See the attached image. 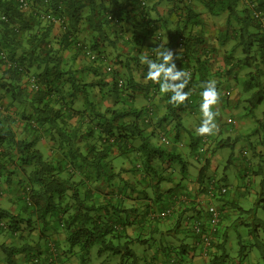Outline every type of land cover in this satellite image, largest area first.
Listing matches in <instances>:
<instances>
[{
	"label": "trees",
	"instance_id": "16d2710c",
	"mask_svg": "<svg viewBox=\"0 0 264 264\" xmlns=\"http://www.w3.org/2000/svg\"><path fill=\"white\" fill-rule=\"evenodd\" d=\"M23 2L30 8L25 9ZM23 2L0 0V198L8 190L6 185L21 175L17 194L21 210L29 215L23 217L0 206V230L16 236L25 227L34 243L6 247L4 263L21 264L17 258L26 253L27 264H87L93 260L96 245L100 264H138L132 244L142 239L127 232L125 226L132 216L124 207L137 191L136 182L113 179L123 172L138 175V186L147 195L148 185L159 191L175 168L185 173V157L194 156L197 163H203L198 181L203 184L208 179L197 197L207 192L210 183L216 184L218 197L225 196L227 191L220 192L217 178L206 177L212 133L198 134L183 118L199 115L200 123L199 93L204 82L214 81L219 90L223 77L237 76L252 66L255 70L244 90L256 91L247 114L264 100V1ZM199 5L214 17V29L207 28L206 21L203 24ZM44 13L58 21L42 19ZM58 29L61 34H56ZM80 33L87 37L81 39ZM120 41L129 45L127 51L119 49ZM105 45L113 49L106 51ZM159 46L161 50L168 47L177 68L191 74L185 88L191 90L190 95L183 103L169 102L170 92H161L158 83L144 79L147 64L140 57L156 59ZM70 50L72 56H67ZM82 55L91 63L79 67L77 58ZM187 134L186 156L177 145ZM234 144L226 137L217 146ZM48 145L52 147L47 150ZM114 152L126 155L130 167L118 168L109 161ZM172 197L177 201L176 193ZM199 205L195 206L197 214L201 213ZM179 210L183 212L181 206ZM179 217L182 226L183 215ZM183 226L197 242L199 236L187 224ZM59 229L63 239L57 236ZM255 246L264 259L263 246L251 245ZM173 248L166 249L161 264L193 261L190 253L199 251L196 246L190 251L191 244ZM246 250L243 245L241 254ZM210 254L208 264H230L226 242L216 240ZM111 256L116 257L112 260Z\"/></svg>",
	"mask_w": 264,
	"mask_h": 264
},
{
	"label": "crops",
	"instance_id": "0c3cea01",
	"mask_svg": "<svg viewBox=\"0 0 264 264\" xmlns=\"http://www.w3.org/2000/svg\"><path fill=\"white\" fill-rule=\"evenodd\" d=\"M171 7H173V4H171ZM167 9H169V7ZM199 11L201 12L200 18L203 19V24L204 21H206V27L214 29V17L208 12H204V9H199ZM219 21L222 23V20ZM258 51H255V55L257 57L259 56ZM258 60L260 61V58ZM254 68L255 66L244 68L238 72L237 76L218 78H222L223 84L218 90V101L214 105V111L216 113V128L211 136L212 145L209 152L210 166L206 173V177L215 176L212 172L216 173L220 164H231L234 161V158L236 157L234 155L235 153L228 155V157L221 155L219 153L220 148L225 146H217L219 142L226 137L233 139L235 142L233 147L237 149V153L239 155L238 157L240 158L239 165L244 169L242 173L239 172V176H247L249 182L254 183V188L248 189V192L242 196L248 201L252 200V203L257 207L258 205L264 203V100L254 109L252 114L255 115V117L251 113L247 114L246 107L250 103L249 99L252 96V93L256 90H244V87L246 86L245 82L253 75L255 70ZM248 72H252L250 76L245 75V73L248 74ZM219 82L221 83V80ZM261 93L264 95V76H261ZM260 105H262L261 109H259ZM46 142L47 141H45V143ZM50 147H52V145H48L47 150ZM177 147L180 152L187 156L188 152L183 150L181 142L177 145ZM117 152H114L113 155V152L110 153L111 156L108 160L118 168H129L130 159L126 155H122ZM185 158L188 160V166L187 169H185V173L182 172L179 167L175 168L173 175L170 176L171 179L169 181H163L160 185L159 191L157 189H154L153 191L151 186L148 185L150 188L147 189V195L145 194L146 191L142 192L138 186L139 183H141L140 176L138 175L134 176L131 173L123 172L120 177L113 179V182L123 178L128 181L136 182L137 191H135L133 196L126 199L124 207L129 209L132 216L129 218V224L125 226L127 232L132 234L134 237L140 236L142 239H136L132 244L133 249L136 250L138 255L136 258L138 260V264H152L155 262L161 264L162 261L166 260L165 252L169 246L174 249L173 247L177 248V246L179 247L182 244H190L193 240L191 234L185 230L183 223L187 224L190 214L196 211L197 195L201 192L203 185L206 184V180L208 179L205 178L203 184L198 181V170L203 163H197L196 160H194V156ZM20 176H15L11 183L6 185L8 191L4 193V196H1L0 206L10 210V212L14 214H20V216L26 217L29 214L21 210L18 194H16L18 191L17 183H19ZM185 192L187 197H184ZM175 193L177 195V201H174L172 197ZM239 193L240 192H234L230 198L226 195L227 197L223 196L218 199L221 205L220 208L223 210L224 215L232 217L234 216L236 209H243L242 204L237 201ZM128 194H130L129 191ZM202 205L204 206V204ZM170 206H173L176 210L172 216L168 218L153 216L154 210L160 211ZM180 206L183 212L179 210ZM181 215H183L182 226L178 224V220L180 219L179 216ZM146 218L148 219L146 220ZM257 231H259L258 227ZM20 234H23L25 237L18 236ZM166 234H171L174 241L171 242L165 240V238L163 239ZM18 235L14 236L12 235V232L8 230H0V244H4L5 246L4 248L2 246L0 247V264H5L4 260L7 256V252L5 250L6 247H21L22 245L28 243H34V236L30 234L29 229L27 230L24 227L23 230L18 232ZM57 236L59 239H63V231H60L59 229ZM144 238H147L148 240L146 241ZM227 253L229 254L228 250ZM25 254L26 253L21 254L20 257L17 258L21 264H27ZM91 256L93 257V260L88 261L87 264H100L102 258L98 257V260L95 258L94 254ZM204 260L206 264H208L209 259ZM260 260L261 258L258 257L256 263L260 262L259 264H261ZM262 260L264 261L263 258ZM231 262L236 264L239 261H234L229 254L227 263ZM193 263L194 262L192 261H185L184 264ZM67 264L76 263L68 262Z\"/></svg>",
	"mask_w": 264,
	"mask_h": 264
},
{
	"label": "rangeland",
	"instance_id": "374dc122",
	"mask_svg": "<svg viewBox=\"0 0 264 264\" xmlns=\"http://www.w3.org/2000/svg\"><path fill=\"white\" fill-rule=\"evenodd\" d=\"M168 7H170V4L166 5L161 10L165 13ZM199 9L201 10L203 9L202 5H199L198 10ZM204 12H206V10ZM56 34H61V29L56 30ZM78 37H80L81 39H85V37H87V34L80 33ZM112 49L113 48L111 46H108V45L104 46V50L106 51L107 50L110 51ZM119 49L125 52L129 49V45L124 44V43L122 44V41H120ZM72 52L73 51L71 50L67 51L66 55L72 56ZM89 63H91V60L88 56L82 55L77 58V64H79V67L83 65H87ZM262 105L259 106V109L262 108ZM198 118H199V115L195 117L192 115H185V117L183 118V122L189 128L191 127L197 128L199 124ZM188 137H189L188 134L184 135V142L183 141L181 142L183 150L186 152L188 151V147L186 144ZM42 143L44 142L42 141ZM38 145L41 148V144H38ZM237 152H238L237 149L234 148L233 145H228V146L220 148L219 153L221 155L228 157V155L235 153L234 155L236 157L234 158V161L231 164H227V163H224L223 165L220 164L217 172L216 173L212 172L218 180L217 186H219L220 188V186L223 185L227 188V192L225 193V196L227 195L230 198L232 193L240 192L239 193L240 195L238 194L237 201L240 202V204H242L243 206V209L242 208L236 209L235 210L236 212L234 213V216L232 217L226 216L223 214L224 220H223V224L221 225V229L219 231L218 239L220 241L226 242V248L234 261L236 260L237 262L242 261V262L249 263V264H259L260 262L256 263V260L258 257H260L261 264H263L264 261L262 260V257H261L262 252L259 250L257 246H255L252 249L251 245L257 242V243H260L264 248V203L256 207V205L252 203V200L248 201L247 199L243 198L242 195L246 194L248 192V189L254 188V183L249 182V179L247 176H242V177L239 176V172L242 173L244 169L242 166L239 165L240 158L238 157L239 155ZM209 154L210 153H207V155ZM20 187H22V185H20V183H17V188H20ZM7 191L8 190H5V193ZM219 198L220 197H217L216 204L220 208L221 205L218 200ZM257 227L259 231L255 230ZM164 238L167 241H171V242L174 241L173 236L171 234H166L163 237V239ZM192 239L193 240L190 243L191 244L190 251L194 250L196 246L195 245L196 238L192 236ZM243 245L247 246V250L244 254H241V249ZM92 254L95 255L96 259H98V257L96 256L97 254L96 245L92 248ZM115 257L111 256V259L113 260V258ZM204 259H209V256H202V257L193 259L192 262H194L193 264H206Z\"/></svg>",
	"mask_w": 264,
	"mask_h": 264
},
{
	"label": "clouds",
	"instance_id": "9594fccd",
	"mask_svg": "<svg viewBox=\"0 0 264 264\" xmlns=\"http://www.w3.org/2000/svg\"><path fill=\"white\" fill-rule=\"evenodd\" d=\"M155 56L156 59L143 55L140 57L141 62L147 64V72L144 79L158 83L161 92H170L169 102L176 104L183 103L190 95L191 90L185 91V88L190 82L191 74L184 69L177 68L174 62V54L168 47L162 50L160 46L155 48ZM199 95L201 97V102L199 103L201 120L199 126L196 128V132L200 135L211 134L216 128V113L213 110V105L217 103L219 97L215 82H204ZM202 204L205 206L206 202ZM199 257H201L200 254H196L194 259Z\"/></svg>",
	"mask_w": 264,
	"mask_h": 264
},
{
	"label": "built area",
	"instance_id": "2783aa9c",
	"mask_svg": "<svg viewBox=\"0 0 264 264\" xmlns=\"http://www.w3.org/2000/svg\"><path fill=\"white\" fill-rule=\"evenodd\" d=\"M24 1V0H20ZM23 6L25 9H29V5L26 2H23ZM42 19L46 21H58L51 13H44L41 16ZM264 46V44H263ZM94 57V56H93ZM33 81V80H32ZM205 141V138H204ZM216 184L210 183L207 186V192L201 197H197L196 202L199 204L206 202L204 207L200 206L201 213L197 214L196 212L192 213L188 220L187 225L188 228L191 229L196 235L199 236V239L196 242V249H198L197 254L200 256H210L213 243L216 242V235L219 233L221 229V225L223 224V212L216 204V199L218 195L216 194ZM227 188L225 186L220 187V192L225 193ZM27 200L30 202L29 197ZM174 212L173 206L167 207L164 210H154L153 216L157 217H167L170 216ZM191 257L196 256V253H190ZM234 264V263H230ZM240 264V263H239Z\"/></svg>",
	"mask_w": 264,
	"mask_h": 264
}]
</instances>
